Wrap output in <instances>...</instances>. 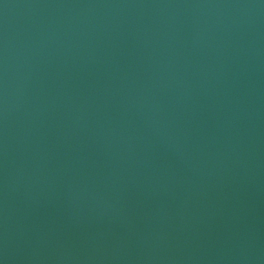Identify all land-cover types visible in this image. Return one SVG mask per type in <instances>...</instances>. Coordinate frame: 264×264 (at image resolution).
<instances>
[{
  "label": "water",
  "instance_id": "1",
  "mask_svg": "<svg viewBox=\"0 0 264 264\" xmlns=\"http://www.w3.org/2000/svg\"><path fill=\"white\" fill-rule=\"evenodd\" d=\"M0 264H264V0H0Z\"/></svg>",
  "mask_w": 264,
  "mask_h": 264
}]
</instances>
